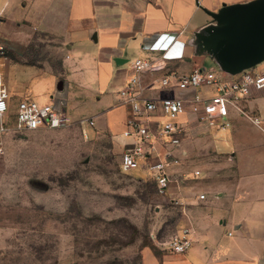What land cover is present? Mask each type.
Returning <instances> with one entry per match:
<instances>
[{"label":"crops","instance_id":"1","mask_svg":"<svg viewBox=\"0 0 264 264\" xmlns=\"http://www.w3.org/2000/svg\"><path fill=\"white\" fill-rule=\"evenodd\" d=\"M260 1L0 0V28L20 29L26 48L39 35L54 43L61 60L58 68L50 63H24L30 72L26 94L65 109L74 122L72 126L86 135L105 132L122 149L130 143L123 133L132 110L119 94L134 73L133 63L147 59L159 70L143 74L141 99L172 97L186 101L187 112L179 123L187 133L179 152L187 158L196 145L205 144L213 152L229 154L236 163V168H230L235 179L210 187L206 200L195 198L199 207L190 211L185 225L195 231L193 248L184 255L172 254L158 245L155 249L145 248L141 264H264V155L263 165L256 164L252 169L261 174L256 176L259 181L249 186L245 199L238 197L239 193L232 191L234 186L240 190L242 179L237 153L232 147L225 148V132L229 128L220 125L223 121L230 123L231 113L237 111L261 128L264 90L253 91L249 98L241 100L239 109L231 106L228 119H219L212 126L198 121L191 102L195 94L201 98L218 95L216 86H202L195 91L161 87L163 78L174 81L199 68L214 72L223 80L238 79L241 74L227 72L204 39L223 30L215 15L224 8L252 7ZM158 36L176 37L169 53L171 58L148 50ZM255 118L259 125L253 122ZM82 120L86 121L82 124ZM162 120L154 117L153 127ZM171 172L180 171L172 167Z\"/></svg>","mask_w":264,"mask_h":264},{"label":"rangeland","instance_id":"2","mask_svg":"<svg viewBox=\"0 0 264 264\" xmlns=\"http://www.w3.org/2000/svg\"><path fill=\"white\" fill-rule=\"evenodd\" d=\"M23 34L0 28L6 58L0 56V71L10 95L9 129L0 134V264H141L145 248L155 249L185 227L199 207L196 197L235 179L230 168L236 163L205 144L187 158L178 152L180 172L172 173L171 193L161 196L143 170L121 172L123 149L105 132L85 137L75 126L14 132L30 82L24 63H61L48 38L36 36L26 48ZM230 125L224 145L235 149L242 177L240 190L231 188L245 199L261 175L252 169L263 165L264 122L258 128L233 111Z\"/></svg>","mask_w":264,"mask_h":264},{"label":"built area","instance_id":"3","mask_svg":"<svg viewBox=\"0 0 264 264\" xmlns=\"http://www.w3.org/2000/svg\"><path fill=\"white\" fill-rule=\"evenodd\" d=\"M175 39V36H158L148 50L162 52L164 58L169 59ZM4 51L5 48L0 46V56L3 58ZM262 66L261 70L254 67L244 71L238 79L231 81L223 80L214 72L199 68L188 75L175 77L174 81L165 77L161 80V87L195 91L202 86H216L218 95L201 98L195 94L191 102L192 113L197 116L198 121L213 126L219 119H228L231 106L239 109L238 103L241 100L249 98L253 91L264 90V62ZM132 69L133 75L119 94L122 102L132 110V116L127 120L123 133V137L130 139V143L123 148L120 169L124 174L143 170L155 184L157 194L166 196L173 190L172 167L181 165L177 154L187 130L179 123V119L187 112L186 101L172 97L151 101L141 99L140 82L143 74L159 70V66L150 60L138 59L133 63ZM9 99L5 75L0 71V134L9 129L6 122L10 108ZM156 116L163 120L157 127H153L152 120ZM252 120L255 124H260L257 118ZM85 121L82 120L81 123ZM88 123L94 126L93 121ZM73 124L65 109H60L52 103H41L29 93L19 103L14 132L60 130ZM220 125L223 129L231 126L227 121ZM193 175L194 178H199L201 172L195 171ZM183 177L187 179V175L184 174ZM198 198L203 201L207 196L201 194ZM194 242L195 231L184 227L166 241L158 243V246L172 254L184 255L193 248Z\"/></svg>","mask_w":264,"mask_h":264},{"label":"water","instance_id":"4","mask_svg":"<svg viewBox=\"0 0 264 264\" xmlns=\"http://www.w3.org/2000/svg\"><path fill=\"white\" fill-rule=\"evenodd\" d=\"M215 17L223 30L204 44L227 72L241 74L264 62V0L252 7L224 8Z\"/></svg>","mask_w":264,"mask_h":264},{"label":"trees","instance_id":"5","mask_svg":"<svg viewBox=\"0 0 264 264\" xmlns=\"http://www.w3.org/2000/svg\"><path fill=\"white\" fill-rule=\"evenodd\" d=\"M120 170H121V169H120ZM121 172H122V171H121ZM122 173H123V172H122ZM147 181H148V183H150V185L152 186L154 192H156L155 184H154L151 180H149V179H147Z\"/></svg>","mask_w":264,"mask_h":264}]
</instances>
